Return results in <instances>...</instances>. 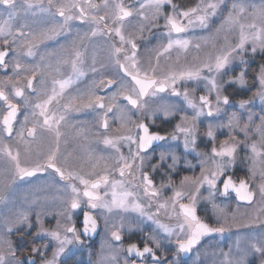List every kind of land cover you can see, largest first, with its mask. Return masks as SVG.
Masks as SVG:
<instances>
[{"label":"snow or ice","instance_id":"snow-or-ice-1","mask_svg":"<svg viewBox=\"0 0 264 264\" xmlns=\"http://www.w3.org/2000/svg\"><path fill=\"white\" fill-rule=\"evenodd\" d=\"M166 6L170 8V11H165ZM226 6V0H198L195 6L187 9H180L173 0H142L139 2L138 8L125 6L123 0H99V3L95 0H60V2L46 0V3L45 0H0V45L4 49L0 50V69L7 70L10 66L12 68V75L0 80V102H3L4 109L2 119H0V145H2L0 146V189H8L16 180L23 181L27 177H33L48 169H52L61 181L67 182L63 189L67 195L62 202V211L58 212L59 216L64 217L66 223L61 224L60 220H57L55 229H45L42 226L41 212L36 213L37 224H40L41 227L33 235V241L39 238H49L50 242H55L52 256L50 259H44L49 243L43 244V250L41 247L33 246L30 250L31 255L26 257L27 264H36V256L41 257V264H65L62 258H67V255L72 251L68 246L82 245L84 243L81 239L82 235L88 237L90 234L96 233L97 219L91 210L97 209L106 210L109 213L114 210L135 212L140 217L152 221L157 229L169 239V243L175 245L173 262L178 264L181 254L185 256L190 254L203 238L213 233L223 234L227 230L225 225L228 223V218L224 214L223 208L215 203L217 194L229 196L234 192L238 201L251 204L258 192L260 200L264 202V111L259 116L260 123L255 128L252 127L254 117L251 113L243 127L240 126L241 117L236 113H232L226 123H209L207 137L214 139L215 128H228L230 130L228 139L221 141L218 148L213 146L210 154L196 151V122L204 115L208 117L219 115L220 105L229 104V97L221 94L225 84L238 83L241 86L246 84L243 70L237 78L225 81L223 84L219 82L218 76H222L236 59H239L242 64L247 63L243 59L248 52L247 45H251L252 55H255L257 50L264 53V0H261L259 5L248 3L246 0H233L231 7L228 8V14L216 32L217 34L227 33L238 28L239 38L234 45L227 43L214 57L210 56L198 65L180 71L171 68L164 71L159 67L160 57L166 56L174 49L185 53L189 47L199 50L200 43L193 45L192 38L185 34L196 28L208 29L210 22ZM101 10H103V14H99ZM149 11L151 12L150 16L147 14ZM38 15L41 17L39 20H37ZM133 16L139 17L141 21H148L152 27H158L159 19H164L165 32L162 35L167 38V43H162L157 48L155 51L156 63L150 64L149 68L141 66L136 38L124 34L126 23ZM57 17L60 19L57 20ZM249 18L252 22L246 23L245 21ZM73 21L88 24L89 31L83 35L77 31L76 38L71 42L72 56L70 60L58 57L55 49L43 53L40 51L41 45H46L49 41L58 42L60 37L66 38L71 35ZM257 21L260 22L259 26ZM38 23L42 27L36 30L33 25ZM17 24L19 27L16 26ZM101 24L103 27H100ZM144 28V24H141L139 31L142 33ZM25 29L28 30L25 31ZM113 36L118 38L119 45L115 41L109 44L110 59L111 66L116 67L118 71L114 76L102 78L99 81V86L102 88L112 89L115 87V91L107 97V107L104 103L105 97L96 94V81H93L85 92H78L61 105V100L65 98L67 91L87 74L84 70L85 60L80 51V48L85 46L83 43L85 39L91 42L96 37ZM18 40L20 41L19 45L17 44ZM225 40H228L227 35ZM128 46H130V54ZM18 49H23V56L28 58H35L39 55L40 61L36 64L22 62ZM64 50H66L65 46L61 45V51ZM10 52L16 53L11 63L6 60ZM121 56H123V60H121ZM54 57H56L57 63L54 71L60 72L61 66L70 65L71 74L67 78L53 79L51 94H46V98L41 99L39 98L41 93L37 91L34 79L37 78L38 73L43 74V70L52 68L51 60ZM46 61L48 62L46 63ZM96 63L97 60L93 57L90 67L93 74L109 67V65L101 63L98 69ZM158 72L160 75H157ZM205 72L208 75H204ZM22 73L25 75L22 76ZM27 73H31V75H27ZM121 73L123 75H120ZM256 79L259 83L258 90L254 93L252 100L239 102L240 109H245L256 98L264 105V65H261ZM22 80H26V84H23ZM181 81H205L208 95H201L199 104H197L194 99L190 98L187 88L183 93L176 89L175 85ZM7 85H11L10 93L6 90ZM168 89H171L172 96H182L187 107L193 110L194 114L191 117L181 116L182 123L176 125V132L183 134L184 153L194 152L197 157H200L199 176H183L177 185L173 174L177 171L180 157L174 152H161L159 163L151 164L152 172L155 173L163 168L169 156L171 163L161 173V176L166 179H162L157 187L149 172L144 170L145 157L153 142L163 141L166 137L158 133H150L148 126L144 123L135 125L136 132L129 128L125 135L112 138L104 137V146L111 148L115 153L112 164H109L103 156L94 158L91 154L88 157L90 170L87 173L73 171L58 164L63 135L61 127L67 121L69 110L79 112L81 107L93 110H105L106 108L100 117L101 127L105 131L108 129V114L114 111L118 113L114 119L121 121V127H125L130 121L129 105L131 109L143 113L150 107L151 100ZM28 93L35 94L37 97L35 102ZM212 93L216 94L215 106L209 99ZM121 97L127 101L126 105H121L118 102ZM14 98L22 101V105L14 102ZM54 103L57 105L56 110L51 108ZM21 106L26 111L23 122L19 129H16L14 122L18 119ZM205 109H207L206 113ZM177 110L174 105L162 104L156 107L152 115L162 112L167 118L174 115ZM29 115L36 119L30 121ZM30 122L32 126L26 127ZM132 123L135 122L132 121ZM237 130L243 133L244 140L236 139L233 133ZM14 133L16 144L23 145L25 161L29 160L33 153L35 154V159L31 160L30 164L22 161L19 148L13 149L8 143H4V138L12 139ZM253 133L259 135V142H248ZM41 134H47L53 138L54 146L47 151H44L42 144L38 142V136ZM171 139L177 140L178 137L172 134ZM65 143L67 142L65 141ZM34 145L35 147H33ZM122 146L128 148L127 156L121 151ZM133 146L135 147L133 148ZM241 146L250 152V156L247 157L251 160V166L248 168L250 177L257 175L259 165L262 182L257 186L256 191L250 187L248 180L242 178L237 182L230 174ZM93 159L95 162H92ZM101 160L105 161L103 170L97 171ZM150 160L149 157V163ZM185 166L194 167L187 160H185ZM112 172H118L120 179L111 178ZM221 183L222 187H220ZM205 186L208 195L201 197V190ZM101 188H110V192L106 190L101 195ZM166 189H171L172 195L161 200L160 197ZM109 195L111 199L108 198ZM200 199L207 200L212 205L214 213L218 215V222H220L219 217L223 216V223L219 227L210 226L197 215V204ZM185 200L186 203L183 202ZM5 203H7L6 196L0 194V204ZM153 203H156L157 211L155 213L150 211ZM85 205L86 207H83ZM82 207L83 228L81 231L72 223V215L75 210L82 209ZM160 210H164L169 220H174L175 224L161 223L157 218ZM257 211L264 213V207ZM251 223H264V221H261L257 216L256 220ZM25 225L27 227L24 231H20ZM4 226L8 233H12L14 230L20 232L23 239L32 224L28 214L20 212L15 216L5 217ZM122 227L123 224H121ZM110 235L112 241H122L120 229L111 231ZM172 237H175L174 241L171 239ZM260 241L262 242L253 240L250 243V248L253 253L264 257V236L260 237ZM5 244L7 245L6 250H0V264H25L24 259L17 257L11 242L4 241L0 237V249ZM161 247L162 241L157 235L148 236L142 249L137 243H130L126 249L114 247L109 243L107 245L109 251L106 252L102 247L96 264H118L119 254L123 251L127 253L124 264H136L135 260H129L133 256L140 260V264H147V257L151 258V264H163V259L166 257L162 259L157 255V250ZM237 251H241L239 242H237ZM248 255L249 253L244 252L238 259H232L230 250L223 253V264H247ZM260 264H264V259H261Z\"/></svg>","mask_w":264,"mask_h":264},{"label":"flooded vegetation","instance_id":"flooded-vegetation-1","mask_svg":"<svg viewBox=\"0 0 264 264\" xmlns=\"http://www.w3.org/2000/svg\"><path fill=\"white\" fill-rule=\"evenodd\" d=\"M58 2H60V0H58ZM95 2L99 3V0H95ZM139 2H142V0H123L125 6H132L133 8H138ZM173 2L176 3L180 9H187L188 7L195 6L198 0H173ZM246 2L253 3L251 0H246ZM232 3L233 0H226L227 6L222 8L215 19L210 22L208 29H192L185 35L192 38L193 42L194 33L199 34L202 31L206 36L208 31L216 30L220 26L224 17L227 15L228 7L231 6ZM165 11H170V8L166 6ZM99 14H103V10H101ZM147 14L150 16L151 12L149 11ZM40 18L41 17L38 15L37 20ZM59 19L60 18L57 17V20ZM157 23L159 25L158 27H152L148 21H141L139 17L133 16L125 25L124 34L126 36L136 38V43L138 45V58L141 61V66L143 68H147L146 57L151 55L152 57H155V51L157 48L162 43H167V38L162 35L165 32V29L163 28L164 19H159ZM141 24H144L145 26L142 33L139 31ZM16 26L19 27V24ZM33 27L36 30H39L42 25L38 23L33 25ZM100 27H103V25L101 24ZM27 30L28 29H25V31ZM77 31H79L80 35H83L85 32L89 31V25L80 24L79 21H73L71 35L66 38L63 36L60 37L58 42L49 41L46 45H41L40 51L43 53L45 51H53V49H55L58 57L70 60L72 56L71 42L76 38ZM113 41L114 36L96 37L91 42L85 39L83 42L85 46L81 47L80 51L82 52L85 60L84 70L87 74L67 91L65 98L61 100V105L65 104L71 96L76 95L78 92H85L92 82L96 81V94L105 97L104 103L107 107V97L115 91V87L112 89L102 88L99 86V81L102 78L114 76L118 71L116 67L111 66L109 44ZM19 43L20 41L18 40L17 44L19 45ZM77 43H79L78 40ZM61 45L65 46L66 50L61 51ZM0 50H4L2 45H0ZM18 50L21 53L22 62L36 64L40 61L39 55L35 58H28L23 56V49ZM128 51L130 54V46H128ZM199 51L200 49L197 50L195 47H189L186 53L174 49L171 53L166 54L169 55L172 60L166 59L163 56L160 58L159 61L163 64V66L160 65V69L164 70L168 64H171V69L176 71L186 69L193 65H198L201 61L206 60V57L199 55ZM14 55H16V53L10 52V55L6 57V60L11 63ZM93 57L97 60L96 67L98 69L100 68L101 63L109 65V67L93 74L90 71ZM243 59L247 62L246 64H242L239 59H236L240 64L235 67L236 70L232 72H225L221 79L219 77L218 79H220L223 84L227 80L237 78L240 75L241 70L245 68L244 79L246 84L244 86H241L238 83L225 84L221 94L229 97V104L220 105L221 112L219 115L213 117L204 115L196 122V151L198 152L210 154L213 146L218 148L221 141L228 139L230 131L228 128H215L214 139L207 137L206 133L208 131L209 123H226L232 113H236L241 117V127L243 123L247 121L246 119L243 120V117H247L250 113L254 117L252 127L255 128V126L260 123L259 116L262 111L258 110V105H256L252 110L250 106L246 107L244 110L240 109L238 105L240 101L252 98L254 93L258 90L256 86V77L258 75V66L264 65V53L257 50V53L252 55L251 51L248 50ZM121 60H123V56H121ZM151 60H154V58H151ZM47 62L48 61H46V63ZM51 65V69L43 70V74L38 73L37 78L34 79V85L37 91L41 93V96L39 97L41 99L46 98V94H51L53 79L67 78V76L71 74L70 65L61 66L60 72L54 71L57 67L56 57L51 60ZM11 75V66L7 70L0 69V80H3L7 76ZM21 75L23 76L25 74L22 73ZM27 75H31V73H27ZM120 75L123 74L121 73ZM157 75H160V72H158ZM204 75H208V73L205 72ZM21 82L26 84V80H22ZM175 87L181 93H183L185 88H187L190 93V98L194 99L197 104H199V97L201 95H208L207 89L205 88V81H181L178 82ZM6 90L10 93L11 85H7ZM28 95L31 96L35 102L37 99L35 94L28 93ZM215 97V93H212L209 97L214 106L216 102ZM14 102L21 105L23 103L15 98ZM118 102L121 105L127 104V101L123 100L122 97L119 98ZM2 103L3 102H0V119H2L4 112ZM162 104L174 105L178 110L174 115H170L167 118L164 117L162 112H158L153 116L152 113L155 111L156 107ZM76 107H79V105H76ZM128 107L130 109V121L126 124V126L121 127L122 122L114 119V117L118 115V113L114 111L113 113L108 114L109 127L106 131L103 127H101L100 119L106 108L105 110H93L81 107L79 112L69 110L67 114V121L66 123H63L61 127L63 135L60 143L58 164L66 168H70L73 171L87 173L90 170V163L88 162L89 154H91L94 158L103 156L108 160L109 164H112L114 162L115 153L111 148L104 146V137L107 136L112 138L125 135L128 133L129 128H131L133 132H136L137 130L135 125L137 123H144L148 126L150 133H158L159 135L166 137L163 141L153 142V145L147 150L145 157L144 170L149 172L157 187H159L162 179H166L161 176V173L167 165L171 163V157L169 156L165 161L163 168L159 169L155 173L152 172L151 164L159 163V156L161 152H174L180 157L177 165V171L173 174V179L177 185L183 176L187 175L196 177L200 175V157H197L194 152L188 154L184 153L183 134L176 132V125L182 123L181 116L187 115L191 117L194 114L193 110L187 107L182 96H172L171 89H168L166 92L158 94V97L154 100H151L150 107L143 113H140L135 109H131L130 105ZM51 108L56 110L57 105L54 103L51 105ZM25 111V108L21 106L20 112L18 113V119L14 122L16 129H19L20 124L23 122ZM206 112L207 109H205V113ZM34 119L36 118L29 115L30 121ZM132 121L135 123H132ZM31 126L32 124L30 122L26 127ZM172 134L177 135L178 139L172 140ZM233 134L236 136L237 140H244L243 133L238 130ZM26 135L27 133L25 131V136ZM65 141L67 143H65ZM252 141L259 142V135L253 133L248 142L251 143ZM38 142L42 144L44 151H47L50 147L54 146L53 138L47 134H41L38 136ZM4 143H8L13 147V149L19 148L21 151V159L22 161H25L23 145L16 144L15 133L13 134L12 139L5 137ZM33 147H35V145ZM134 147L135 146H133V148ZM121 151L124 155H128V148L126 146H122ZM249 156L250 152L246 151L243 146H241V148L238 149L235 166L231 170L230 174L237 182L242 178L248 180L250 187L253 191H256L257 186L262 182L259 175V165L257 167V175L255 177H250L248 168L251 166V160L247 158ZM149 157L151 158L150 163L148 162ZM34 159L35 154L33 153L32 157L25 162L30 164L31 160ZM185 160L189 161L194 167H186ZM92 162H95V159H93ZM104 163V160L100 161L97 171L103 170ZM111 178L117 180L120 179L119 173L112 172ZM66 183V181H61L59 176L52 169H48L45 172L37 173L33 177H27L23 181L16 180L15 183L8 189H0V194H3L7 198V203L0 204V237H2L4 241L11 242L12 247L16 250L17 257L24 259L25 264H27L26 257L31 255V248L36 246L41 247L43 250L44 243H49L44 259L51 258L55 242H50L49 238H39L33 241V235L41 227L40 224H37L36 213L41 212V220L43 222L42 226L45 229H55L57 227V220H60L61 224H65L66 221L64 217L59 216L58 212L62 211V202L67 195L66 192L63 191ZM80 187L82 188L83 186ZM220 187H222V183L220 184ZM106 190L110 192V188H101V195H103ZM171 195L172 190L166 189L163 191L160 199H167ZM200 195L201 197H206L208 195L206 186L201 190ZM108 198L111 199V196L109 195ZM183 202L186 203L187 201L185 200ZM215 203L223 208L224 214L228 218V223L225 225L227 230L223 234L213 233L210 236L203 238L201 243L197 245L190 254L187 256L181 254L178 258V264H223V253L229 252L230 250L232 259H238L244 254V252H247L249 253L247 256V264H260L261 259H264V257H260L258 254L253 253L250 248V243L253 240L262 242L260 241V237L264 236V223L250 224L251 221L256 220L257 216H259L261 221H264V213H258L257 211V209L264 207V202L260 200L258 192L251 204L238 201L234 192L229 196H220L217 194L215 197ZM83 207H86V205ZM83 207L82 209L75 210L72 215V223H74L76 228L81 231L83 228ZM197 209V215L210 226L219 227L221 223H223V216L219 217L220 222H218V215L214 213L212 205L207 200L200 199L197 204ZM91 211L97 219V231L94 234H90L88 237H84L82 235L81 239L84 241L82 245L68 246L72 251L67 255V258H62L64 259L65 264H96L102 247L106 252L109 251L107 248L109 243H111L114 247H122L123 249H126L130 243H137L142 249L146 238L152 235H157V237L162 241V247L157 250V255L162 257V259L166 257V259H163V264H174L173 256L175 253V245L169 243V239L163 232L157 229V226L152 221L140 217L139 214L135 212L114 210L109 213L106 210L101 209ZM150 211L153 213L157 211L156 203H153ZM20 212L27 213L29 221L32 224L31 229L23 239L20 236V232L14 230L12 233H8L4 226L5 217L15 216ZM157 218L161 223L169 225L175 224L174 220H169L164 210H160ZM121 224H123L122 228ZM26 227L27 226L25 225L20 231H24ZM117 229L121 230V242L111 240V231H115ZM171 239L174 241L175 237H172ZM237 242H239V248L241 251H237ZM150 246L152 245L150 244ZM6 248L7 245L5 244L0 250H6ZM119 255L120 259L118 264H124V260L127 257L126 251L120 252ZM129 260H135L136 264H140V260L134 256L129 258ZM146 260L147 264H151L150 257H147ZM36 264H41L40 256H36Z\"/></svg>","mask_w":264,"mask_h":264},{"label":"rangeland","instance_id":"rangeland-1","mask_svg":"<svg viewBox=\"0 0 264 264\" xmlns=\"http://www.w3.org/2000/svg\"><path fill=\"white\" fill-rule=\"evenodd\" d=\"M251 2L257 3V5H259L261 0H251ZM230 7L231 6H229L228 8H230ZM227 14H228V10H227ZM245 22L246 23L252 22L251 18L247 19ZM257 24L259 26L260 22L257 21ZM226 35L228 37L227 41L225 40V36ZM238 38H239V29L238 28L233 30V31H231V32H227V33L220 32L219 34H217L216 30H211V31H208L206 33V36L201 31L199 34L194 33L193 44L200 43L201 47H200L199 55L202 56V57H206V60H207L210 56L214 57L219 52L220 48L222 46H225L227 43H231V44L234 45L238 41ZM114 41H115V43L117 45H119L118 38L114 37ZM246 47L248 48V50H250L251 45H247ZM163 57L166 58V59H171V57L169 55H166V56H163ZM151 58H154V60H151ZM146 59H147V68L150 67V64H155L156 63V59H155V57H152V55L151 56H147ZM160 65L163 66V64L159 61V67H160ZM239 65H240L239 62L237 60H234L233 63L229 65L228 70L226 72L235 71L236 70L235 67H237ZM260 67H261V65L258 66V73L260 71ZM169 68H171V64H168L164 68V70H168ZM243 71H245V68L243 69ZM222 76H218V77L221 79ZM220 79H218V80L221 83ZM256 86H257V89H258L259 88V83H258L257 80H256ZM252 98H253V96H252ZM252 98H250L249 100H252ZM256 105H258L257 106L258 110L264 111V105H262L260 103L258 98L253 100V102L251 104H249L247 107L250 106V108L252 110ZM247 117H243V120H245V119L247 120ZM244 123H243V125H244ZM243 125H242V127H243Z\"/></svg>","mask_w":264,"mask_h":264}]
</instances>
